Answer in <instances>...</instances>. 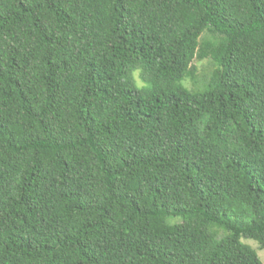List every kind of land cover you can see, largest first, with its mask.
<instances>
[{
  "label": "trees",
  "instance_id": "1",
  "mask_svg": "<svg viewBox=\"0 0 264 264\" xmlns=\"http://www.w3.org/2000/svg\"><path fill=\"white\" fill-rule=\"evenodd\" d=\"M242 239L264 0H0V264H264Z\"/></svg>",
  "mask_w": 264,
  "mask_h": 264
},
{
  "label": "rangeland",
  "instance_id": "2",
  "mask_svg": "<svg viewBox=\"0 0 264 264\" xmlns=\"http://www.w3.org/2000/svg\"><path fill=\"white\" fill-rule=\"evenodd\" d=\"M195 67L197 69V81L198 82L196 84H194L190 80L185 82V85L189 89H192V90L201 88L203 86V82L205 81L206 78L209 77L210 73L213 70V67L209 61L195 62ZM242 242L249 245L254 250H256L259 258L264 263V245H260L258 242L254 240H250V239H242Z\"/></svg>",
  "mask_w": 264,
  "mask_h": 264
}]
</instances>
